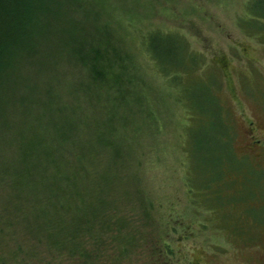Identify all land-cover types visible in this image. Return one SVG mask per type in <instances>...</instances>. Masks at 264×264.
Segmentation results:
<instances>
[{"label": "rangeland", "instance_id": "1", "mask_svg": "<svg viewBox=\"0 0 264 264\" xmlns=\"http://www.w3.org/2000/svg\"><path fill=\"white\" fill-rule=\"evenodd\" d=\"M105 5L106 45L98 53L112 64L105 70L109 81L98 83V73L94 80L78 66L62 81L61 74L53 88L65 87V93L58 90V100L50 102L54 114L33 115L0 141V149H9L0 160V264H85L67 256L69 245L47 251V241L25 226L22 213H33L35 192L12 196L24 150L45 155L43 165L51 168L48 161L65 148L61 161L79 162L86 175L71 173L67 182L52 176L63 197L39 185L36 210L51 216L50 198L67 202V195L99 209L78 249L94 256L91 264H264V134L253 127L264 121V0ZM155 29L182 41L181 65L151 57L143 35ZM61 101L81 113L67 108L57 114L65 109ZM211 106L212 119L206 112ZM64 131L68 139L53 137ZM119 131L127 135L120 141ZM214 140L225 144L226 156L219 155L213 168L211 153L202 161L205 154L196 149L209 152ZM73 208L60 211L66 217L60 227L74 226ZM73 237L76 245L83 239L79 229Z\"/></svg>", "mask_w": 264, "mask_h": 264}, {"label": "trees", "instance_id": "2", "mask_svg": "<svg viewBox=\"0 0 264 264\" xmlns=\"http://www.w3.org/2000/svg\"><path fill=\"white\" fill-rule=\"evenodd\" d=\"M103 10L106 11L105 0H0V141L7 139L10 133L16 135L15 128L28 125L33 115L48 117L54 114L49 113V110H56V103L50 104V102L57 98L55 95L60 87H57L58 90L53 87L57 84L56 78H61V74H63L62 81L78 66L79 69L90 73V77L94 80L98 73L101 79L98 83L109 81L105 70L108 69L110 72L112 64H104V59L99 57L101 53H98L106 45V33L102 32L104 27ZM174 34L175 32L155 29V31H149L143 35L147 50L154 60L162 63L165 58L169 57L171 59L168 60H174L179 62L177 65H181L182 61L180 60L184 59L183 53H186V49L182 41ZM172 51L173 57L170 56ZM114 70L112 68V74H110L116 78L117 75H114L116 70L115 72ZM110 74L108 73L109 76ZM40 76L44 78L39 79ZM46 77L51 83L48 87L46 86L49 84L45 85ZM101 87L103 86L98 85V88ZM203 87V89L207 88ZM59 91L65 93V87H61ZM7 94L12 96L8 99ZM4 95L5 97H3ZM206 97L210 96L206 95ZM5 98L7 101H4ZM188 101L193 102L192 98ZM209 101H211L210 98ZM67 106L66 103L65 109L57 114H64L67 108L71 115L79 114L82 111V108L77 105ZM206 112L210 114L211 119L215 117L214 115L217 117L214 106H211V110H206ZM215 121L218 123V118H215ZM75 134L83 139L82 132ZM126 136L125 132L119 131L117 139L120 141L121 137ZM53 137L68 139L69 134L64 131L53 135ZM213 138L216 139L215 134ZM23 145L21 148L27 146V144ZM220 145L226 148L225 144L220 143ZM215 146L218 149H214ZM221 146L217 140H214V150L210 149L209 152L207 150L204 152L202 147H198L196 153L205 154V157L200 159L202 161L206 159L207 154L211 153L210 158L214 159V168L219 162V155L222 156L225 155L223 153H226V151H222ZM5 149V147L0 149V160H2V152ZM23 152L26 156L22 154L21 158L16 160L15 169H17L18 175L14 177V181H17L18 184L12 192V196H25L29 192H35L37 199L35 203H31V206H34L33 213L31 211L22 213L25 226L34 229L38 241H47L45 247L48 249L47 251H59L64 245H69L67 256L77 255L76 258L83 259L85 264H91L94 256L91 253L84 255L81 250L78 252V249L88 241L87 235L92 225L91 221L95 215L98 216L99 209H94L91 204L86 202L79 203L78 200H74L76 199L74 195L71 197L67 195L69 203L62 200L60 203L59 198L56 201L50 198L55 206L52 210L50 209L51 216H48V211L45 215L36 210V208L38 209L37 202L42 198L41 185L45 184V187H50L53 196L61 194L63 197L64 190L60 192L59 188H55L52 176L55 175L60 182L64 180L67 182L66 179L71 178V173L74 174V178L85 176V168L79 162L61 161L60 153L66 152V148L56 151L48 161L51 168L43 165V161L46 160L45 155L36 156L32 151L26 150ZM228 157L225 158L228 159ZM50 169L55 170L54 173H51ZM72 206L76 214L73 218L74 226L69 222L66 228L60 227L61 218L66 219L65 214L60 211L72 209ZM143 206L141 203L138 208ZM78 229L81 231L83 239L76 245L73 233L78 232ZM122 249L126 250V247ZM164 250L170 253L165 254L167 257L173 254L167 245L164 246ZM126 252L123 255H126ZM56 258H60V256L58 255ZM29 259L32 260L34 257H29Z\"/></svg>", "mask_w": 264, "mask_h": 264}, {"label": "flooded vegetation", "instance_id": "3", "mask_svg": "<svg viewBox=\"0 0 264 264\" xmlns=\"http://www.w3.org/2000/svg\"><path fill=\"white\" fill-rule=\"evenodd\" d=\"M260 108L263 110L264 106H260ZM253 124V123H252ZM254 129H257V132H259V134H264V121L259 120L256 122L255 126L253 125ZM252 135L254 133V131L250 132ZM261 141V139L257 138L255 139V142H257V144H259Z\"/></svg>", "mask_w": 264, "mask_h": 264}]
</instances>
